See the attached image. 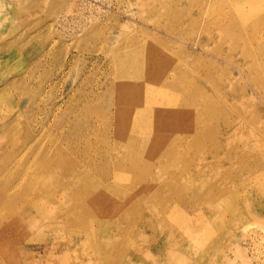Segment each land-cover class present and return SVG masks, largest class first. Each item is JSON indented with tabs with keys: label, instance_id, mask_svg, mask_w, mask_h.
<instances>
[{
	"label": "rangeland",
	"instance_id": "1",
	"mask_svg": "<svg viewBox=\"0 0 264 264\" xmlns=\"http://www.w3.org/2000/svg\"><path fill=\"white\" fill-rule=\"evenodd\" d=\"M233 6L262 23L231 30L223 12ZM233 30L252 44L233 53ZM261 39L264 0H0V158L32 133L41 151L30 160L37 159L42 178L52 176L42 181L48 187L62 173L41 158L50 146L88 179L103 181L114 166L120 172L117 196L95 207L97 217L76 213L73 229H62L67 218L58 207L74 202H65L66 186L47 198L54 221L45 195L34 198L44 210L25 221L14 216L20 207L10 218L0 209V264H264V65L260 50L245 60L239 54L263 47ZM154 55L196 70L184 85L214 113H188L187 129L165 158L151 159L141 145L167 143L151 129H133L107 151L115 144L112 113L117 106L118 130L120 101L134 83L142 87L144 78L145 93L171 96L148 72ZM138 139L141 151L122 141ZM94 164L101 174L88 171ZM136 171L149 175L132 179ZM157 183L165 188L154 191Z\"/></svg>",
	"mask_w": 264,
	"mask_h": 264
},
{
	"label": "bare ground",
	"instance_id": "2",
	"mask_svg": "<svg viewBox=\"0 0 264 264\" xmlns=\"http://www.w3.org/2000/svg\"><path fill=\"white\" fill-rule=\"evenodd\" d=\"M253 1L254 0H251V2ZM251 14L252 17L240 6H233L230 11L223 12L224 21L227 22V27H229L230 29L234 26L238 27V25L243 26V29H251L255 28L252 25L258 26L260 23H262V16L261 18L260 16L255 18L254 13ZM217 24L218 26H223L222 23ZM232 32L228 33L227 39L228 42L230 41L233 44L230 47L233 53L235 52V49H238L240 47V44L244 45L245 42H247L248 44H252V40L246 34L242 33L241 31L236 32L235 30H233ZM208 42H210V40L206 41V43ZM261 44L263 47H256V51L246 50L244 48L241 49L239 53L241 58L245 60L248 56L252 57L255 56V54H257L258 56L260 55V53L258 52L260 50L262 56L261 63L262 65H264V39H261ZM145 47L144 52L145 56L147 57L151 54V50L149 47L148 49L147 46ZM233 57L234 56L230 54V56L228 57V59L230 60L229 62H233ZM153 59L157 61V64L155 66L150 65L148 72L157 76V78L154 80L157 87L160 90L171 93V96L165 97L164 93L161 92L160 94L145 93L143 87L147 84V80L144 78L141 79L142 87L139 83H134L130 87L131 93H126L122 98L123 101H120L121 103L119 105V118L121 119V125L118 127V130L117 106L112 113L114 119V127L112 129L113 136H115V144L114 142H112V147L108 145V147H106L107 151H109L111 148L113 149L117 145V137L122 138L127 134L133 132L131 131L133 129H139L138 131H141L142 133L143 129H147L148 131L149 129H151V135L157 133L158 135H154V137L161 140L164 139L167 143L165 145H157L153 142L146 141L141 145L148 146L151 149V159H155V157H157L158 155H160L162 158H165L168 153L173 151L175 143L178 142V137L180 136L179 131L181 130V128L183 127L184 130L187 129V123L185 121L189 120L186 118L188 113L193 111L203 112L205 114L210 113V115H212L211 113H214L213 110L207 109L208 106L201 105L199 98L194 96V94H191L194 92H192L190 89H187V87L184 85V76L196 73V70L190 69L188 71H182V69L180 68L181 63L179 64L177 62H172L169 59L167 60L166 58H163L162 56L156 57L154 55ZM235 65L237 68L241 66L240 64ZM31 67L32 66H30V69ZM252 75L256 76L254 74ZM261 77L264 78V70L262 71ZM255 78L258 77L256 76ZM125 111H130L131 116L124 118ZM190 119L196 120L195 115H193V117H191ZM197 119H199V114H197ZM7 125L8 123L3 122V124L1 125L2 129H4ZM156 125H158L157 128ZM203 131H205V128H203ZM203 131L198 135L197 138L206 136L205 132ZM11 137L17 138L14 135L13 131L11 132ZM25 138L26 142L29 140L30 141L28 143H30L31 141L32 142L29 145H26L25 142L20 148L6 151L0 158L2 161V165L0 166V209L7 210L6 212H4V216L7 215L10 218L14 214L13 210H15L17 207H20V211L14 216L21 221H25L37 216L39 213L37 210L43 211L44 207H41L38 204L40 198L36 200H34V198L45 195L46 198L44 204L47 215H50L52 213L50 219L54 221V211L56 207L49 211L48 208L50 207L51 203L48 202L47 198L52 197V188H63L66 186L69 194L64 199L65 202L67 199L75 197L73 203L69 205H66L65 203L66 206H60L59 204L58 206L59 209L64 210L63 214L67 218L66 222L68 227L62 228L66 231L69 228L73 229V226H70V224L78 220L75 216L76 213L79 214L81 219H89L93 216L97 217L98 214L94 213L95 207L102 210L106 207L105 203H107V200L111 197L112 193L117 196V176L120 173H117V166H114L111 171L103 172V174L98 172L99 169L96 167V164H94V166L92 165L91 169L89 166H87V168H89V170L87 169L88 171L94 170L95 172L101 174L103 181L97 178L88 179L76 172L78 170L77 165L74 166L65 154L64 150L56 146H50L44 149V157H41L44 161H52L53 170L57 172L59 170L62 171V173L60 174V178L56 179L55 182L52 183L50 187H48L49 185L42 183V181L44 179H50L52 176L42 178V170L38 166L37 159L30 160L31 157H36V154H40L41 150H37L38 146L36 144V140L33 139L34 136L32 135V133H30L29 135H25ZM122 141L123 144H130L131 146L135 147L137 151H141V149L135 146L141 143L139 139L136 141H131L132 144L128 143L130 140ZM96 151L99 155L101 154L98 149ZM108 156L109 155H107V157ZM63 159H66V161H64ZM91 160L94 161V159ZM115 160H117V157H115ZM99 161L101 162V158L99 159ZM141 172L143 171H136L132 173V177L129 175L128 176L132 179H146L147 175L149 174L146 172ZM71 175L80 176L78 182L69 180ZM67 176L68 178L66 179L65 177ZM164 188L165 184L157 183L155 184L153 190L161 191ZM90 204H92L93 207ZM80 211H82L83 213H81ZM0 214L2 213L0 212ZM76 232L80 233L81 231L78 230ZM98 247L99 246L94 244L93 242L91 243L92 249L97 250ZM158 248L159 245L157 246V249Z\"/></svg>",
	"mask_w": 264,
	"mask_h": 264
}]
</instances>
